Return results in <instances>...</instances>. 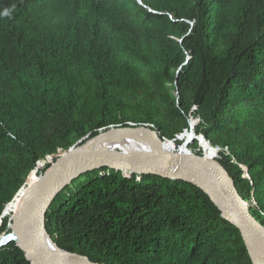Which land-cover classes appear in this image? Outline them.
<instances>
[{"label":"trees","instance_id":"16d2710c","mask_svg":"<svg viewBox=\"0 0 264 264\" xmlns=\"http://www.w3.org/2000/svg\"><path fill=\"white\" fill-rule=\"evenodd\" d=\"M123 129L219 150L264 227V0H0V241L32 184ZM45 230L97 264H252L204 190L160 175L82 174ZM0 264L32 263L11 242Z\"/></svg>","mask_w":264,"mask_h":264},{"label":"water","instance_id":"95a60500","mask_svg":"<svg viewBox=\"0 0 264 264\" xmlns=\"http://www.w3.org/2000/svg\"><path fill=\"white\" fill-rule=\"evenodd\" d=\"M191 135L194 136L193 130H191ZM193 139L184 143V149L187 150L188 143ZM101 168H114L122 170L124 173H144L185 180L197 185L209 195L205 188L189 178L202 180L207 186L214 188L224 199L230 214L228 218L224 214L223 217L240 231L252 264H264V253H261L257 247L258 241L264 243V227L253 217L250 205L240 196L228 171L216 159L187 154L169 155L165 161L143 162L84 148L66 163L55 179L38 194L23 212L16 213L14 233L4 236L0 241V246L16 242L25 252V258L32 264H97L87 258L64 252L59 248L63 252V256L60 259H55L31 239L29 230L40 223L45 228L48 210L57 195L66 186L80 175ZM209 197L211 198L210 195Z\"/></svg>","mask_w":264,"mask_h":264},{"label":"bare ground","instance_id":"6f19581e","mask_svg":"<svg viewBox=\"0 0 264 264\" xmlns=\"http://www.w3.org/2000/svg\"><path fill=\"white\" fill-rule=\"evenodd\" d=\"M84 148L97 150L104 154L118 155L126 159L143 162L165 161L168 159L169 155H175V152L163 150L162 142L160 141L156 133L150 130L123 129L100 135L99 137L91 141L88 145L86 144L84 147L75 149L73 152L69 153L68 156H65V158L59 164L53 167L42 180L36 182L35 184H32L33 186L24 193V195L18 202L17 208L15 210L14 221L16 213L23 212L28 207V205L38 196V194L52 180L55 179V177L64 168L66 163ZM116 149L125 150L126 155L116 154ZM182 153H185L184 147L179 151L178 154ZM189 179L205 188L214 203L223 212L224 216L227 218L229 217L230 212L224 199L214 188H212L211 186H207V184L200 179L191 177ZM29 235L31 239L41 248H43L51 257L60 259L63 256V252L59 250L58 247L52 242L41 223L38 226L30 229ZM258 243H261L263 245ZM257 247L261 253H264L263 242L258 241Z\"/></svg>","mask_w":264,"mask_h":264},{"label":"rangeland","instance_id":"374dc122","mask_svg":"<svg viewBox=\"0 0 264 264\" xmlns=\"http://www.w3.org/2000/svg\"><path fill=\"white\" fill-rule=\"evenodd\" d=\"M192 122H194V124L196 123L194 120H191ZM191 121H190V124H191ZM191 126V125H190ZM194 127H195V125L194 126H191V128L192 129H194ZM189 134L191 133V131L190 132H188ZM188 133H186V134H188ZM185 134V135H186ZM182 138H183V136H182ZM195 138V137H194ZM184 139V138H183ZM185 142H184V140H182V144H184ZM190 143V142H189ZM188 143V144H189ZM87 144V143H86ZM86 144H84L83 146H80V147H78V148H76V149H79V148H82V147H84ZM180 147V148H179ZM181 145L180 146H177L176 144H175V149H176V151H175V154H178L179 153V150L181 149ZM115 153L116 154H124V155H126V152H125V150H120V149H116L115 150ZM182 154H185V153H182ZM8 230H10V232L9 233H11V232H14V225L13 224H11L10 225V228H8ZM258 244H261V243H258ZM261 245H263V244H261Z\"/></svg>","mask_w":264,"mask_h":264},{"label":"built area","instance_id":"2783aa9c","mask_svg":"<svg viewBox=\"0 0 264 264\" xmlns=\"http://www.w3.org/2000/svg\"><path fill=\"white\" fill-rule=\"evenodd\" d=\"M196 138L198 139L199 137H196ZM185 154H187V155H196L195 153H193V152H191L189 150H185ZM218 154H219V150H215L214 155H210L209 153L204 152L203 156L206 157V158L215 159V158L218 157Z\"/></svg>","mask_w":264,"mask_h":264}]
</instances>
